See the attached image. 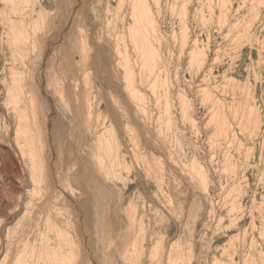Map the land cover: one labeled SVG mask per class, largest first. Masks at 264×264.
I'll list each match as a JSON object with an SVG mask.
<instances>
[{"label":"rangeland","instance_id":"obj_1","mask_svg":"<svg viewBox=\"0 0 264 264\" xmlns=\"http://www.w3.org/2000/svg\"><path fill=\"white\" fill-rule=\"evenodd\" d=\"M0 264H264V0H0Z\"/></svg>","mask_w":264,"mask_h":264}]
</instances>
